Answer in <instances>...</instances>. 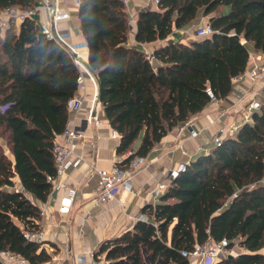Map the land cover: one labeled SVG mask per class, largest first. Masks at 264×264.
Wrapping results in <instances>:
<instances>
[{
  "label": "trees",
  "instance_id": "16d2710c",
  "mask_svg": "<svg viewBox=\"0 0 264 264\" xmlns=\"http://www.w3.org/2000/svg\"><path fill=\"white\" fill-rule=\"evenodd\" d=\"M36 6L37 0H0V12ZM200 15L208 17L212 35L161 44L150 57L130 44L121 0H80L89 67L104 116L119 134L116 152L126 155L116 164L147 156L213 97L231 94L232 79L249 63L247 42L264 53V0H159L157 8L139 10L135 39L163 41ZM78 76L67 53L31 17H12L0 32V138L14 155L12 161L0 143V250L30 264L52 259L22 230L40 226L33 199L45 202L51 193L55 139L67 126ZM263 179L264 100L234 136L193 156L160 201L142 208L145 219L103 241L94 255L102 264H191L183 250L227 238L242 251L214 264H264Z\"/></svg>",
  "mask_w": 264,
  "mask_h": 264
},
{
  "label": "crops",
  "instance_id": "0c3cea01",
  "mask_svg": "<svg viewBox=\"0 0 264 264\" xmlns=\"http://www.w3.org/2000/svg\"><path fill=\"white\" fill-rule=\"evenodd\" d=\"M64 3L70 9L72 18L70 21L62 23L61 27L72 39H84L78 17L80 0H64ZM145 7L157 8V5L151 0H130L129 2V10L136 14L135 20L129 17V41L132 46L143 50L150 57L153 56L155 49L161 44L177 41L189 42L190 39L196 38L192 28L208 23V17L200 15L187 26L175 28L163 41L138 43L135 39L137 16L139 10ZM225 11H228V8H225ZM8 12L18 14L20 10L9 9ZM36 18L37 20L43 18L42 14H37ZM17 21L20 22V20ZM246 44L250 52L247 69H250L253 64L252 57L263 58L264 53L257 50L253 43L247 42ZM249 84V80L234 84L233 91L223 99L222 103L211 101L201 112L193 116L200 129V136L196 139H187L185 142L191 157L209 149L210 145L213 144L212 137L221 124L218 118L219 109L232 107L230 111L231 116L234 118L244 112V108H246L244 104L247 99L243 97V94L249 88ZM93 92V84L87 81L84 92L86 100L81 114L83 119L89 113ZM101 117L103 119L101 125H96L94 121L84 123V134L77 141L73 155L74 165L62 179L78 191L72 213L61 216L56 212V204L52 203L50 205L53 217L48 228L49 237L42 244V247L51 255L58 256L59 260L53 262V264H84L78 263V256L96 250L103 241L132 229L135 222L143 215L142 208L146 204H156L160 201L161 195L155 196L154 190L158 183L164 180L167 171L188 159V157L182 155L180 150L172 151L170 149V146L178 140V126H175L147 155L150 164L134 178L133 191L122 190L116 199L102 206L91 208V201L96 187L94 168H110L126 156L117 154L116 149L119 140L111 137L112 127L105 118L103 110ZM75 123L79 124L80 121L77 120ZM0 143L3 145L7 156L14 161V155L5 140L0 138ZM15 181L18 189L22 190L18 177L15 178ZM33 201L39 206L43 203L35 199ZM88 211H90L89 216L84 218V214ZM43 222H45L44 226L46 227L48 221L47 223L46 220ZM11 264L19 263L13 262Z\"/></svg>",
  "mask_w": 264,
  "mask_h": 264
},
{
  "label": "built area",
  "instance_id": "2783aa9c",
  "mask_svg": "<svg viewBox=\"0 0 264 264\" xmlns=\"http://www.w3.org/2000/svg\"><path fill=\"white\" fill-rule=\"evenodd\" d=\"M127 9L128 16L136 19V14L129 10L130 0H121ZM157 5L159 0H151ZM42 14L41 19L37 20L36 15ZM25 16L34 19L38 25L40 32L48 39L53 41L59 48L63 49L69 58L76 65L78 76V89L75 95L68 101L67 108L69 112V120L63 133L56 136L54 147V158L56 165V175L49 177L52 183V190L47 200L40 207V219L38 221L39 228L36 230L23 229L22 234L28 240L37 241L41 244L48 239V228L52 221V211L50 205L56 204V212L61 215H69L72 213L78 191L75 187L68 185L62 179L69 173L74 165L73 155L77 141L84 134V123L94 121L96 125H101L103 119L101 117L102 106L98 97V81L89 67L88 44L82 40H74L61 27L62 23L68 22L72 18L70 9L65 5L64 0H37L35 9L20 11L18 14L8 12V10L0 12V31L9 26L10 19L15 17L16 20H22ZM1 32V33H2ZM213 28L209 23H205L197 27L194 36L202 37L213 34ZM253 64L250 69L232 79L233 84L249 80V88L243 94L248 104L244 112L240 115L241 119L231 116L230 109L225 107L219 109V120L221 124L217 128L212 137L214 146H220L223 141L234 136L240 127L247 121L252 120L254 111L261 108L262 100H264V57L253 58ZM87 81L94 86V92L91 97V106L88 115L83 119L81 117L82 109L86 100L85 90ZM223 99L213 97L212 102L222 103ZM80 121L76 124V121ZM178 140L170 146L172 151L180 150L182 155L188 157L185 162H180L176 166L170 168L161 182L158 183L154 190V195H162L170 186L171 182L184 171L190 163L189 151L185 146L187 139H196L200 136V129L196 124V119L191 117L177 127ZM111 137L119 140V134L115 129H111ZM205 151H208L206 149ZM131 154V151L128 153ZM150 164L147 156L135 155L129 163L125 165L114 164L110 168H94L96 175L95 194L91 201V208L99 207L105 203L117 198L122 190H134V178L144 168ZM264 182V181H263ZM90 211L84 214V218L89 216ZM142 215L139 219H145ZM46 220V227L43 222ZM233 248L229 246V240L223 238L220 240L210 239L204 244L196 245L192 250H183L182 255L190 260L191 264H214L220 258L233 254ZM95 251L91 250L84 255L77 257L78 263L84 264H102L101 260L95 257ZM242 251V250H241ZM58 256L52 255L50 263L58 261ZM17 262L19 264H30V262L8 250H0V264H11Z\"/></svg>",
  "mask_w": 264,
  "mask_h": 264
},
{
  "label": "rangeland",
  "instance_id": "374dc122",
  "mask_svg": "<svg viewBox=\"0 0 264 264\" xmlns=\"http://www.w3.org/2000/svg\"><path fill=\"white\" fill-rule=\"evenodd\" d=\"M196 29H197V28H194V27H193V28H192V32H193V31L195 32ZM247 104H248V101L245 102L244 106L246 105L245 107H247ZM244 109H246V108H244ZM237 118H238V119H241V116H238ZM211 145H212V144H211ZM211 145H210V146H211ZM263 181H264V179H263ZM241 250H242V248L237 244V245H235L234 248H233V254L237 255Z\"/></svg>",
  "mask_w": 264,
  "mask_h": 264
},
{
  "label": "water",
  "instance_id": "95a60500",
  "mask_svg": "<svg viewBox=\"0 0 264 264\" xmlns=\"http://www.w3.org/2000/svg\"><path fill=\"white\" fill-rule=\"evenodd\" d=\"M232 256V255H231Z\"/></svg>",
  "mask_w": 264,
  "mask_h": 264
}]
</instances>
